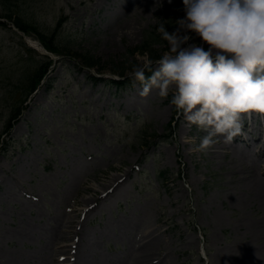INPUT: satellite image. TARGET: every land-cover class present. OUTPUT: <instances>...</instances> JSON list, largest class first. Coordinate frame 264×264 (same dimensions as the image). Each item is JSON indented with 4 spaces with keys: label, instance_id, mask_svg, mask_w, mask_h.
Wrapping results in <instances>:
<instances>
[{
    "label": "rangeland",
    "instance_id": "obj_1",
    "mask_svg": "<svg viewBox=\"0 0 264 264\" xmlns=\"http://www.w3.org/2000/svg\"><path fill=\"white\" fill-rule=\"evenodd\" d=\"M7 10L70 54L27 96L44 51L0 20V264H133L142 247L152 264H264V117L191 152L205 133L171 96L109 83L169 50L158 28L176 30L182 0H0Z\"/></svg>",
    "mask_w": 264,
    "mask_h": 264
},
{
    "label": "clouds",
    "instance_id": "obj_2",
    "mask_svg": "<svg viewBox=\"0 0 264 264\" xmlns=\"http://www.w3.org/2000/svg\"><path fill=\"white\" fill-rule=\"evenodd\" d=\"M182 2L185 17L176 30L158 28L169 50L133 66L132 79L142 97L171 96L186 126L205 133L190 151L207 153L219 138L230 144L243 135L245 116L264 117V0ZM188 33L202 44L189 43Z\"/></svg>",
    "mask_w": 264,
    "mask_h": 264
},
{
    "label": "trees",
    "instance_id": "obj_3",
    "mask_svg": "<svg viewBox=\"0 0 264 264\" xmlns=\"http://www.w3.org/2000/svg\"><path fill=\"white\" fill-rule=\"evenodd\" d=\"M9 11V10H7ZM6 19L8 21H11L15 27L25 33V34H29V33H34L36 34L39 42L42 44V46L49 52L56 54V55H68L70 53H68L66 51V47H61L58 43H56L54 41V35H55V31L53 30L52 33L48 34L45 31L41 30L40 28H38L35 25H32L24 20H22L20 17H17L14 15L13 11H9L8 13H4V14H0V19ZM0 25H3L2 23H0ZM150 38V37H149ZM152 38V46L154 45L155 40H157V36H153L151 35ZM150 41V40H149ZM150 46V45H149ZM152 60L154 59V57H150ZM51 61L46 57L45 58V62L38 66L36 68V70L27 78L26 83L24 85V87L27 89V96L33 92L36 87L39 85L40 81L43 79V77L46 75L49 66L51 65ZM86 67H91L92 64L89 62H85L84 63ZM119 76L123 77L124 73H118ZM146 75H150V73L146 72ZM114 85H116L119 89H123L125 88L127 85L130 84V80L129 78L126 79L125 81H121V82H112Z\"/></svg>",
    "mask_w": 264,
    "mask_h": 264
},
{
    "label": "bare ground",
    "instance_id": "obj_4",
    "mask_svg": "<svg viewBox=\"0 0 264 264\" xmlns=\"http://www.w3.org/2000/svg\"><path fill=\"white\" fill-rule=\"evenodd\" d=\"M29 44H30L32 47L36 48L37 50L42 51V49H41L36 43H33V42L29 41ZM114 181H116V180H114ZM114 181H113V182H114ZM255 187H256L257 193H258L260 196L264 197V187H263L261 184H259V183H257ZM145 244H146V243H145ZM68 246H69V245H68ZM68 246H66V248H67V250H68V251L66 252V254L69 253ZM147 251H148L147 248L142 247V248L140 249L139 253L136 255L135 263H133V264H150V261H152L153 257H149V258H147V256L152 255V254H148V255H147ZM149 259H150V260H149ZM148 262H149V263H148Z\"/></svg>",
    "mask_w": 264,
    "mask_h": 264
}]
</instances>
